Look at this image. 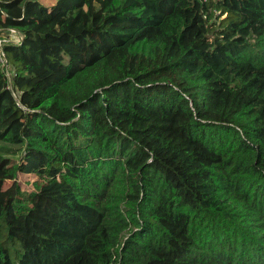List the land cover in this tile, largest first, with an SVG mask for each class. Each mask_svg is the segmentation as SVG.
I'll return each instance as SVG.
<instances>
[{"label": "trees", "instance_id": "16d2710c", "mask_svg": "<svg viewBox=\"0 0 264 264\" xmlns=\"http://www.w3.org/2000/svg\"><path fill=\"white\" fill-rule=\"evenodd\" d=\"M47 1L0 0V264H264V0Z\"/></svg>", "mask_w": 264, "mask_h": 264}, {"label": "rangeland", "instance_id": "374dc122", "mask_svg": "<svg viewBox=\"0 0 264 264\" xmlns=\"http://www.w3.org/2000/svg\"><path fill=\"white\" fill-rule=\"evenodd\" d=\"M55 3L54 0H48L47 2H45V4L47 6H51ZM4 35H7L6 33ZM0 147H5L6 149H13L14 146H10V145H5V144H2L0 143ZM22 157V154H21V151L18 152V156L17 157H12V163L15 164V163H18L19 160L21 159ZM38 180V178L35 176V175H26V174H19V177H18V182L19 184L21 185L23 191H26V192H31L33 191V183Z\"/></svg>", "mask_w": 264, "mask_h": 264}, {"label": "built area", "instance_id": "2783aa9c", "mask_svg": "<svg viewBox=\"0 0 264 264\" xmlns=\"http://www.w3.org/2000/svg\"><path fill=\"white\" fill-rule=\"evenodd\" d=\"M7 34V33H6ZM24 40L23 35L19 34L16 30L10 29L9 34L3 35L0 38V64L7 69V71H10V66L6 57V53L4 51V47L7 44L15 43L20 44L21 41ZM10 74L8 73V76Z\"/></svg>", "mask_w": 264, "mask_h": 264}]
</instances>
